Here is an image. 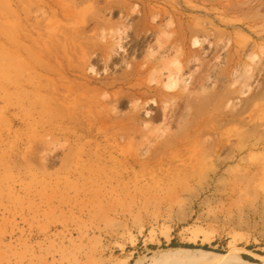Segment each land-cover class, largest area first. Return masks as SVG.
Here are the masks:
<instances>
[{
	"label": "rangeland",
	"instance_id": "374dc122",
	"mask_svg": "<svg viewBox=\"0 0 264 264\" xmlns=\"http://www.w3.org/2000/svg\"><path fill=\"white\" fill-rule=\"evenodd\" d=\"M252 48L264 0H0V264H263L264 152L213 143Z\"/></svg>",
	"mask_w": 264,
	"mask_h": 264
},
{
	"label": "bare ground",
	"instance_id": "6f19581e",
	"mask_svg": "<svg viewBox=\"0 0 264 264\" xmlns=\"http://www.w3.org/2000/svg\"><path fill=\"white\" fill-rule=\"evenodd\" d=\"M252 32L256 34L255 31ZM261 46L262 44L260 45V54L263 49ZM247 59L248 69L244 72L238 69L241 59L238 57L234 60L229 73L231 76L229 88L224 95L218 98L214 117L215 140L213 143L215 151L224 146L232 151L236 148L232 141L236 134L230 130H224L226 125L240 126L247 131L246 133H252L254 136L250 143H244L243 146L237 147V154L233 156V159H237V156L242 152L249 153L253 150L264 152V62L263 60L260 62L261 59L254 54L253 48L247 55ZM223 108L226 109L225 112H223ZM239 162L244 163L243 168L247 175H251V178L259 177L257 178L259 182L264 181V157L258 158L255 162L248 157L240 156ZM214 256L219 257L220 255L214 254ZM220 257L224 258V256ZM241 262L248 264L243 260ZM154 264H180V259L173 255H162L154 261Z\"/></svg>",
	"mask_w": 264,
	"mask_h": 264
},
{
	"label": "trees",
	"instance_id": "16d2710c",
	"mask_svg": "<svg viewBox=\"0 0 264 264\" xmlns=\"http://www.w3.org/2000/svg\"><path fill=\"white\" fill-rule=\"evenodd\" d=\"M170 247H177V246L175 245L174 242H172V243L170 244ZM185 247H186V248H191L192 246H185ZM202 249H203V250H208L207 247H203ZM244 258L249 260V258H246V257H244Z\"/></svg>",
	"mask_w": 264,
	"mask_h": 264
}]
</instances>
